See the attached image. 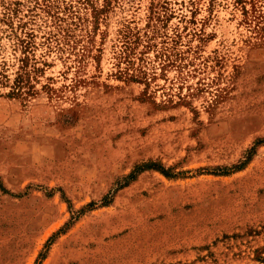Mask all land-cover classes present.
Instances as JSON below:
<instances>
[{"label": "rangeland", "instance_id": "1", "mask_svg": "<svg viewBox=\"0 0 264 264\" xmlns=\"http://www.w3.org/2000/svg\"><path fill=\"white\" fill-rule=\"evenodd\" d=\"M0 264H264V0H0Z\"/></svg>", "mask_w": 264, "mask_h": 264}, {"label": "trees", "instance_id": "2", "mask_svg": "<svg viewBox=\"0 0 264 264\" xmlns=\"http://www.w3.org/2000/svg\"><path fill=\"white\" fill-rule=\"evenodd\" d=\"M253 154H254V150L251 148L249 151H247V156H246L245 160L240 162V164L233 166V169H235V170L242 169V167L251 160V157L253 156ZM146 169L156 170V171L160 172L161 174H163L165 177H168V175H169V174H167V172H165V170H163V168H161L155 164L149 163V164H144L142 166H136L135 169L133 170V173L129 177H127L128 181H134L135 175L137 174V172H140L141 170H146Z\"/></svg>", "mask_w": 264, "mask_h": 264}]
</instances>
